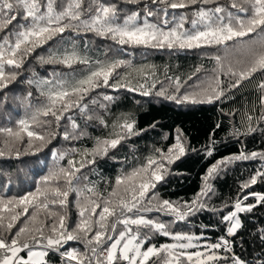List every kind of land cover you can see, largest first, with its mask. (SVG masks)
<instances>
[{"label": "snow or ice", "instance_id": "6c2138e0", "mask_svg": "<svg viewBox=\"0 0 264 264\" xmlns=\"http://www.w3.org/2000/svg\"><path fill=\"white\" fill-rule=\"evenodd\" d=\"M82 3L83 0H63L58 6L57 0H0V96L9 89L10 84L17 81L20 74L18 70L25 66L38 48L49 42L59 43L57 38L63 40L65 32H75L77 35L81 31L91 32L119 46L168 49H193L214 44L228 47V42L248 37L250 44L258 46L251 60L240 68L229 64L225 70L222 59L216 57L219 70H223V74L229 77V89L239 88L258 72L264 73V0H229L228 5L220 3V0H147V3L142 0H121L122 4L141 5L143 8V12L130 10L123 15V9L116 3L106 4L93 0V5L86 11ZM149 5L164 7L154 9ZM169 9H190L191 18L181 14L173 18L169 26ZM185 24H190L191 28L186 29ZM111 51L109 48L104 53V62H95L94 70L89 67L93 62L81 55L75 41H72L70 49L61 48L49 52L47 56H36L41 65L60 64L75 71L74 65L81 64L88 71L79 78L59 72H54L51 78H37L33 72L27 83L34 85L43 99L36 101L31 122L29 119L18 121V131L12 127H0V133L6 134L4 147L8 152L15 151L19 158L21 151L15 147L17 143L26 142L29 148L33 141H39L41 146L50 143L54 136L34 130V126L42 128L43 125L54 124L59 127L62 120H67L73 133H76L79 125L70 113L78 110L86 114L90 93L97 89L128 87L129 91L139 90L143 96H149L155 83L147 87L146 83H141L133 88L130 82H119L116 70L128 62L108 59ZM110 80L114 82L110 83ZM175 84L176 94L166 95L161 90L156 95L166 96L176 104H212L220 100L226 91L221 87L219 76L213 77V81L203 89L200 96L179 95V77L175 78ZM258 87L262 92L260 104L264 106V82ZM32 97L33 93L28 92L21 103L27 101L31 109ZM103 99L110 101L113 98L105 94ZM6 100L7 97L3 96L0 103ZM90 102L97 103L95 99ZM99 106L105 107L103 104ZM252 119L249 115L248 120ZM261 119L264 120V114ZM100 123L104 124L103 119H100ZM219 126L216 125L217 128ZM119 128L123 134L117 133L115 138L97 141L96 147L90 153H85V160L76 161L74 157L69 158V153L54 150L53 158L57 161L67 160V167L54 168L41 181L44 185L51 182L53 186L43 189L37 187L35 192H28L15 199L0 198V264H48L46 258L50 251L58 252L64 264H220L221 261L224 264H248L232 251L228 237H234L242 227L238 218L240 213L264 206V193L247 192L240 195L232 206L233 210L221 217L226 225V235L218 237L215 242H208L202 233L172 232L167 223L148 218L143 213L155 212L174 217L171 220L173 224L183 222L188 216L206 207L203 198L211 190L208 181L218 173L222 165L239 160H264V153L252 152L249 155L241 152L217 161L203 176V187L196 198L177 204L167 199L159 200L152 190L165 179L168 166L185 155V146L178 136L167 152L156 149L157 156H149L146 164L125 177L117 178V187L106 198L98 192L89 177L82 173V169L95 165L97 157L102 159L110 149H116L122 140L138 134L134 132L133 122L125 121ZM254 130L252 127L248 129L249 132ZM84 135L82 131L73 135L65 130L63 139L74 140ZM5 155V151L0 149V157ZM207 155L211 156L212 151L209 150ZM258 177L264 178V171H258L242 184L241 192L256 185ZM60 181H63V186ZM121 186L123 193L120 192ZM0 187H10V184ZM150 192L152 195H149ZM72 193L76 196L79 220L69 229L64 210ZM250 198L254 203H244ZM41 212L45 213L43 219ZM21 217L27 223L17 227L18 222L23 223ZM154 235L168 237L173 242L157 246L151 243ZM261 240L264 241V236H261ZM71 241L83 243L84 251H61ZM221 252L231 255L222 256ZM257 264H264V259L257 257Z\"/></svg>", "mask_w": 264, "mask_h": 264}, {"label": "trees", "instance_id": "16d2710c", "mask_svg": "<svg viewBox=\"0 0 264 264\" xmlns=\"http://www.w3.org/2000/svg\"><path fill=\"white\" fill-rule=\"evenodd\" d=\"M100 2L116 3L123 9L121 15L130 10L143 12L141 5L122 4L121 0ZM142 2L147 3V0ZM62 3L63 0H57L58 6ZM220 3L228 5L229 0H220ZM91 5L93 0H83L82 7L85 11ZM149 6L154 9L164 7ZM232 11L235 12L234 9ZM181 14H187L191 18L190 9H169V26L173 18H178ZM185 28H191V25L185 24ZM57 39L59 43L49 42L38 48L36 53L28 58L25 66L18 70L20 74L17 81L10 84L9 89L0 96V100L3 96L7 97L6 102L0 103V127H12L14 131H18L20 119L30 121L37 106L36 101L43 99L39 96L37 88L27 83L33 72L37 78H51L54 72L70 73L75 78L87 74L88 69L81 64L74 65L73 71L60 64L41 65L35 58L38 55L47 56L49 52H56L61 48L70 49L72 41H75L81 55L93 62L89 66L93 70L96 61H105L104 53L111 48L108 59H122L128 62L116 70L120 83L130 82L133 88L141 83H146V87L155 83V88H151L149 96H143L139 90L129 91L128 87L97 89L90 93L86 114H81L78 110L70 113L79 125L76 133H73L67 120H62L59 127L54 124L43 125L42 128L34 126V130L44 131L46 135L52 134L54 138L43 146L39 141H33L31 148L26 142L17 143L15 147L21 151L19 158L16 157L15 151L9 153L4 147L6 134L0 133V149L6 153L4 157H0V185L10 184V187H0V198L15 199L28 192H35L37 187L43 189L53 186L51 182L44 185L41 181L54 168L67 167V160L57 161L53 158L54 150L67 152L69 158L74 157L76 161L85 160V153H90L96 147L97 141L115 138L117 133L123 134L119 125L125 121L133 122L134 132L138 134L122 140L116 149H110L102 159L97 157L95 165L82 169V173L89 177L98 192L106 198L117 187V178L125 177L134 169L146 164L149 156H157L156 149L167 152L178 136L185 146V155L168 166L165 179L152 190L159 200L167 199L177 204L196 198L203 187V176L217 161L241 152L249 155L252 152L264 153V120L261 119L264 106L260 104L262 92L258 87L264 82V73L258 72L250 81H244L239 88L229 89V77L223 74V70H219L220 65L216 60V57L222 59L225 70L229 64L234 68L246 65L258 47L250 44L248 37L228 42V47L214 44L193 49L119 46L111 40H102L94 33L83 31L79 35L75 32H65L63 40ZM197 69L200 71L197 72ZM216 76H219L221 87L226 91L220 100L212 104H176L166 96L156 95V92L161 90H164L166 95L176 94L175 78L179 77V95L200 96ZM113 82L110 80V83ZM28 92L33 93L31 109L27 101L21 103V99L26 97ZM105 94L113 99L105 101ZM91 99H95L97 103L92 104ZM101 104L105 107H100ZM249 115L253 118L251 121L248 120ZM88 116L93 118L88 119ZM100 119H103L104 124L100 123ZM217 124L220 125L218 128ZM249 127L255 130L249 132ZM65 130L73 135L82 131L85 135L79 139L65 140ZM24 139L27 140L26 135ZM209 150L212 151L211 156L207 155ZM258 171H264V160L259 158L222 165L218 173L208 181L211 190L203 198L206 207L195 215L188 216L183 222L173 224L171 220L174 217L162 216L155 212L143 215L167 223L172 232L202 233L208 242H214L218 237L226 235V225L221 217L233 210L232 206L240 195L247 192L264 193V178L260 177L257 178L256 185L241 192V185ZM59 183L63 186V181ZM120 192L123 193V186L120 187ZM152 192L149 195H152ZM75 199V193L70 194L68 206L64 210L69 229L79 220ZM244 203H254V200L250 198ZM44 216L45 213L41 212V219ZM238 218L242 227L234 237H229L232 251L248 264H257V257L264 259V241L261 240V236H264V206H257L251 212L240 213ZM21 220L23 223L18 222L17 227L27 223L24 217H21ZM45 233L47 234V229ZM171 241L168 237L154 235L151 243L159 246ZM65 249L84 251V245L79 241H71L64 245L61 251ZM220 255L229 256L231 253L221 252ZM46 259L48 264H64L60 254L55 251H50ZM220 264H224V261Z\"/></svg>", "mask_w": 264, "mask_h": 264}, {"label": "built area", "instance_id": "2783aa9c", "mask_svg": "<svg viewBox=\"0 0 264 264\" xmlns=\"http://www.w3.org/2000/svg\"><path fill=\"white\" fill-rule=\"evenodd\" d=\"M220 237H221V236H220ZM217 239H218V238H217ZM217 239H216V240H217ZM228 239L230 240V238H229V237H228ZM216 240H215V241H216ZM215 241H214V242H215ZM230 242H231V240H230Z\"/></svg>", "mask_w": 264, "mask_h": 264}, {"label": "rangeland", "instance_id": "374dc122", "mask_svg": "<svg viewBox=\"0 0 264 264\" xmlns=\"http://www.w3.org/2000/svg\"><path fill=\"white\" fill-rule=\"evenodd\" d=\"M139 23V22H138ZM173 241L169 242V243H172Z\"/></svg>", "mask_w": 264, "mask_h": 264}]
</instances>
